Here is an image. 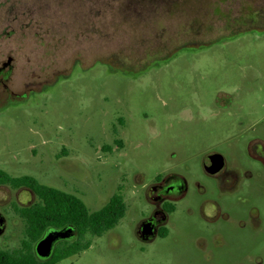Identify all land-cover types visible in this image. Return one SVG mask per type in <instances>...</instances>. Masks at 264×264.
Instances as JSON below:
<instances>
[{"label": "rangeland", "instance_id": "374dc122", "mask_svg": "<svg viewBox=\"0 0 264 264\" xmlns=\"http://www.w3.org/2000/svg\"><path fill=\"white\" fill-rule=\"evenodd\" d=\"M17 1L5 26L23 69L14 83L29 70L37 83L0 94V169L89 211L118 188L126 203L117 225L58 264H264V164L249 153L264 142V0ZM226 95L249 111L224 109ZM207 153L224 158L232 185L204 171ZM167 174L186 192L166 235L143 241L147 186ZM36 199L0 184V249L22 238L12 204Z\"/></svg>", "mask_w": 264, "mask_h": 264}, {"label": "trees", "instance_id": "16d2710c", "mask_svg": "<svg viewBox=\"0 0 264 264\" xmlns=\"http://www.w3.org/2000/svg\"><path fill=\"white\" fill-rule=\"evenodd\" d=\"M0 184L29 188L37 197L30 204H12V213L23 222V234L17 247L0 249V264H58L87 249L91 244L88 235L101 236L117 225L126 211L120 188L101 208L89 211L75 194L41 184L30 175L11 176L0 169ZM51 229L68 231V236L54 245L48 258L41 259L35 255L33 246ZM165 235V231L160 233L162 237Z\"/></svg>", "mask_w": 264, "mask_h": 264}, {"label": "flooded vegetation", "instance_id": "af4514ba", "mask_svg": "<svg viewBox=\"0 0 264 264\" xmlns=\"http://www.w3.org/2000/svg\"><path fill=\"white\" fill-rule=\"evenodd\" d=\"M17 2L18 1L15 0L14 4H18ZM14 4L12 0H0V10L3 11V13L0 14V94L2 95L17 94L19 93L20 89L33 86L35 83H37V75H34L37 74L38 71H36L35 73L34 70L28 71L32 74L29 80L24 82L21 81L20 85L18 83H14L16 71L23 72L22 66L18 65L20 60L19 53L13 51L12 49H8L7 46V39L8 36H10V33L7 31L5 26L14 22L18 17L17 13H13V10L15 8ZM226 97L228 99V102L225 104L224 109L231 107L234 110L238 108L236 111L243 110V113H247L249 111V106L247 105V100L245 97L242 100H238L239 102L236 103H232L233 99L229 95H226ZM261 107L262 104L260 105L259 109ZM228 114H231L230 110L228 111ZM257 146L261 147V152H257ZM249 153L251 157L258 161H261L264 164V156H262V154H264L263 141L259 139L251 140L249 142ZM210 155H212L215 160L222 163L220 168L212 173L207 172L204 168V159L206 156ZM202 167L207 174L218 177L220 181H222V183L224 182L226 185H232V183L234 182L233 175L226 169L224 158L220 157L216 153H207L203 158ZM185 192L186 183L181 176L174 174L156 176L153 182L147 186V190L145 192L146 198L150 202L154 203L155 210L143 221H141V223L147 221L150 222L153 230L155 231V235L152 238L143 240L139 234V225L137 228V234L141 240L150 241L153 240L157 235H160L167 221L168 213L174 210V201L182 197ZM169 208H173V210L169 211Z\"/></svg>", "mask_w": 264, "mask_h": 264}, {"label": "water", "instance_id": "95a60500", "mask_svg": "<svg viewBox=\"0 0 264 264\" xmlns=\"http://www.w3.org/2000/svg\"><path fill=\"white\" fill-rule=\"evenodd\" d=\"M221 165L222 163L215 160L212 155L206 156L204 159V168L207 172H215ZM4 227L5 219L2 215H0V234L3 232ZM67 233L68 231L57 229L48 230L39 240L36 241L34 246L35 254L41 259L48 258L53 251L55 243L66 238L68 236ZM139 234L143 240H146L148 238H152L155 235V231L153 230L150 222L147 221L140 224Z\"/></svg>", "mask_w": 264, "mask_h": 264}]
</instances>
